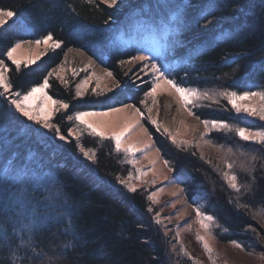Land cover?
<instances>
[{"label":"trees","instance_id":"trees-1","mask_svg":"<svg viewBox=\"0 0 264 264\" xmlns=\"http://www.w3.org/2000/svg\"><path fill=\"white\" fill-rule=\"evenodd\" d=\"M0 8L16 12L0 29V59L9 66L12 91L26 94L47 78L49 95L69 104L53 120L65 135L69 116L78 111L125 105L141 110L140 101L151 84L130 83L125 74L129 64L121 66V62L139 53L135 47L125 49L119 39L141 42L146 33L156 38L165 24L174 31L173 40L165 39L160 53L150 52L170 79L199 91L242 94L264 87V0H121L116 8L86 0H0ZM48 34L61 47L49 49L39 62L21 65L17 72L5 51ZM72 48L112 72L120 89L106 97L81 99L74 86L53 78V69ZM195 113L202 121L260 128L228 111L206 108ZM143 122L162 158L169 161L175 181L191 191V204H205L206 212L228 229L223 241H236L247 250L255 245L261 237L245 234L259 230L251 211L264 205V169L258 165L253 175L254 195H243L237 203L210 166L175 147L147 120ZM215 137L222 145L245 152L252 149L225 135ZM82 144L96 150V163L86 159L76 143L58 141L53 133L22 120L0 97V264L8 259L11 264H49V257L55 264H172L168 240L148 211L152 206L148 195L141 190L127 192L117 180L129 174V168L121 165L113 143L88 137ZM33 208L41 227L29 243L19 230L21 222L33 218ZM259 232L264 239L263 230Z\"/></svg>","mask_w":264,"mask_h":264},{"label":"rangeland","instance_id":"rangeland-1","mask_svg":"<svg viewBox=\"0 0 264 264\" xmlns=\"http://www.w3.org/2000/svg\"><path fill=\"white\" fill-rule=\"evenodd\" d=\"M120 1L121 0H118V4L120 3ZM95 2L100 3L101 5H105L103 3V0H95ZM12 19L13 18H11L9 21H11ZM18 43H21V47L14 53V55L16 59L20 62V66H30L32 64H35L36 62H39V60L49 49H53L51 47V42H49L48 44H41L39 46H37L35 42H33L32 44H28L26 43V41ZM70 50L71 49L67 51L61 64L64 66L63 70H61V65H59L55 69H53L51 76L53 78H56L63 85L74 86L75 94L77 92L78 86L83 85L84 81L87 79L88 84L83 89L84 95H76L77 98L83 99L88 96L102 98L120 89V87L116 86V82L114 81L113 76L109 77V71L104 68L102 73L103 75H97L89 69H73L69 65V61L67 60V56ZM137 56H146V54L142 50ZM9 62L12 63L11 61ZM153 62V60H138L130 64L129 69L127 71V77L130 79V83H136L139 81L147 80V83L149 82L151 84L153 74L151 72L150 64ZM145 64L149 65L147 72H139V75L136 77L135 80L131 79V77L135 76L137 71ZM57 76L62 77V79H58ZM48 88L45 89V91L49 95ZM109 89H111V91H109ZM256 91H264V87ZM97 92H100L102 94L96 95ZM170 92L172 94H169ZM199 92L201 94L207 93L208 96L211 98H202L198 101H195L194 105H189L188 107L191 109L194 115H189L188 110L182 108L181 103L179 102V99L174 91L166 87H162L160 90H158L156 94V99L159 101L158 105L152 106V98H148V104L152 107L151 113H148L145 105L141 103V111L145 113L144 117H137L135 115L134 109H127L124 112L114 114L108 117L88 118V122L93 123L94 125H101L102 130L105 131L108 136H110L113 131L119 132L124 128H128L129 132L132 133V139L128 140L127 143L138 144L139 150L135 153L137 163L135 165L127 163L125 154L123 152H115L117 155H119L121 159V165H123V167L125 168L126 166L129 168L128 173H131L134 177L131 183L135 184L137 190H141L142 192L146 193L148 197L153 193L156 194L155 203L153 202V200L149 199L152 205L151 208L153 209L151 213L153 214V217H155L157 214L160 217L161 223L157 225L161 228L164 236L168 240V249L172 264H193V261H195L196 264H212V261L209 259L208 253L205 252L202 243L198 241L197 234H199L200 236H204L205 239L208 241L210 247L213 250V256L216 259V264H264V239L262 237V234H260L259 232V230L261 231V233L262 230L264 232V216L260 215L261 209L258 208L257 210L251 211L255 222L258 224L259 230L256 229L255 232H253L252 230H248V233H246L245 235H248L250 237L254 235V238H258V236H260L261 238H258L260 240L257 241L255 245H253L254 243L251 244L250 246L252 247L249 248V250L245 249L243 245L242 247L238 248L232 242L223 241L222 237L226 233V231H223L224 228H222L221 226H216V224H218L217 220L216 224L211 225L210 231L212 234L210 235L208 231L201 227L199 223V218L196 215V208L198 206H201L202 211L208 214L206 212L205 204H191L188 199V196L192 194L191 191L187 188L182 187L175 181L173 170L169 171L170 164L165 165V160L162 158L160 152L157 151L152 137L150 136L147 128L144 126L143 121L147 120L150 125H152L156 130H158L156 125L152 124L150 119H148V117L150 116L151 119L157 120V122L161 125L158 131L165 137H167L170 141L171 136L169 135V133H171L172 136H176L177 140L179 141H187L188 143L181 147H178L175 144L173 145L178 149L185 150L186 152H188V154H191L192 156L199 157L200 160L210 166L211 169L214 170V172L218 174L225 183L226 181L221 176V171H227V168L225 167V158L236 163L237 167L234 169V171L237 173L240 182H244L248 178L251 180L253 175L256 173L258 167L261 166L262 163H264V161L260 158L261 153H254L257 155L258 158L255 162L254 170L252 171L251 175H248L247 173L241 172L239 166L240 164L245 163L247 160H250V157L240 156V152L243 151L241 147L238 148V150L233 146L230 147L227 145H222L221 143L217 142L215 136L225 135L226 137L235 139L241 145L250 144L252 149H256L259 146L241 140L240 137L235 134V132H224L219 131L215 128L211 129L210 131L206 130L204 124L202 123V120H200L196 116L195 112L197 110L206 108L218 111H228L238 117H243L245 119L254 121L255 124L260 127L257 130H261L262 128H264V121H261L258 116H249L245 112L237 113L232 104H230L224 96L220 95V93L224 91L203 90ZM42 96L43 93H36V98L33 103V106L39 103L40 98ZM4 99L6 98L4 97ZM168 102L174 105L172 108L173 111L168 110L165 112L164 110ZM241 103L243 104V106L259 107L261 101L258 98H255L252 100L242 101ZM9 106L12 111H14L22 120L28 121L30 124L36 126L40 130L52 133L48 129H44L40 125L35 124L33 121H29L26 117L16 112L15 108L10 104ZM56 107L58 106L52 105L49 102V108L53 109L52 115L50 117V122L53 124H55L53 122L55 117L65 110L60 109L59 111H55L54 109ZM124 107L125 106L119 108ZM227 107H229L230 109ZM110 111L111 110H107L103 112ZM110 121L117 122L119 126L115 129L103 127L104 122ZM168 122L171 123L170 126ZM67 125L68 130L66 131V135L63 134L67 137V139L62 142L66 144L70 142L77 143L76 136L79 135V133L74 131L76 122L74 120L68 119ZM233 127L235 128L236 126ZM165 128L168 129L167 133L164 131ZM145 130L147 131L145 132ZM69 133L72 134L69 135ZM201 136H203V139H200ZM88 137L92 136H89L87 133H84L80 137L81 143L84 139ZM57 140L61 141L58 137ZM205 141H210V143H205ZM111 142L114 145V142ZM229 148L232 149L231 153L228 152ZM145 151H147V155H144ZM207 161H212V163H208ZM137 169L147 171L148 175L142 178L139 177ZM240 174H242V176H240ZM127 175L123 178L126 179ZM243 176L246 178L243 179ZM120 185L124 190L127 191V189H125L122 184ZM198 186L200 187L201 185ZM230 190L233 192L232 189ZM234 196L236 197V193H234ZM177 231L179 232L178 236ZM257 246L261 248H258L257 250ZM185 251L188 253L187 256L184 254Z\"/></svg>","mask_w":264,"mask_h":264},{"label":"snow or ice","instance_id":"snow-or-ice-1","mask_svg":"<svg viewBox=\"0 0 264 264\" xmlns=\"http://www.w3.org/2000/svg\"><path fill=\"white\" fill-rule=\"evenodd\" d=\"M86 3L88 4H94L95 0H86ZM103 3L107 5L109 8H116L118 5V0H103ZM16 16V12L14 10H8L0 8V28H2L5 24L8 23V21ZM211 23V21H209ZM51 42V47L53 49H57L61 47V42L53 40V36L51 34H48L43 39H39L35 41V44L37 46L41 44H48ZM28 44H32L33 41H26ZM21 47V43H16L14 47H10L5 51V55L9 61L12 62V64L15 65V70L17 72L20 71V62L16 59L14 53ZM158 59V57H154L151 53L147 56H136L132 60L129 61H122L121 66H123L125 63L132 64L135 61L138 60H154ZM64 66L61 65V70H63ZM149 68L148 64L143 65L136 73L135 76L131 77V79L135 80L136 77L139 75V72H147ZM151 72L153 74L150 90L145 92L144 99L140 101V103L144 104L147 112L151 113L152 107L148 104V98H152V106H156L159 104V101L156 99V94L158 90H160L162 87H166L168 89H171L175 92L177 95L179 102L181 103L182 108L188 110L189 115H194V113L191 111V109L188 107L189 105H194L195 101H198L200 99H210L211 97L208 96L207 93L201 94L197 89L194 88H188L183 87L180 84H178L174 79H170L169 75L166 74V71L162 69L161 66H158L156 63L150 64ZM86 70V69H85ZM264 71V67L261 69ZM10 71L8 64L5 62L4 59H0V97H5L9 104L13 106L16 110V112L20 113L22 116L26 117L29 121H33L35 124L40 125L44 129H48L50 132L53 133L54 137H58L61 141H65L67 137L63 134H61V129L58 124H53L50 122V117L52 115L53 109L49 108V102L52 105H57L54 110L59 111L60 109H68L69 104L64 103L59 100H53L51 96L47 94L45 89L49 87V81L48 79H44L43 83L40 84L37 87L31 88L30 91H28L26 94H22L20 91H12L13 84L9 79V76L7 73ZM75 74V73H74ZM127 74V73H125ZM51 75V74H49ZM95 75V74H93ZM113 75L112 72H108V76L111 77ZM58 79H62V77L57 76ZM99 79V78H97ZM88 80L86 79L84 81L83 85L78 86L76 95L77 96H83L84 91L83 89L87 86ZM117 87H120V83L117 82ZM111 91V89H109ZM41 92L43 93V96L40 98V101L38 104L33 106V103L36 98V93ZM102 93L97 92L96 95H101ZM169 94H172L171 92ZM220 95L224 96L227 101L232 104V106L235 108V111L237 113L245 112L249 116H258L261 121H264V91H244L242 94H238L235 91H224L220 93ZM15 97V98H13ZM258 98L261 101V104L259 107H253V106H243L241 103L245 100H252ZM127 109H134L135 115L137 117H144L145 113L142 112L139 108H136L135 105H125L124 108H113L110 112H96V111H78L73 116H69L70 120H74L76 122L74 131L78 132L79 135L76 136V146L79 148L80 152L84 155V157L93 163L97 162V156H96V150L94 148L87 149L84 147V145L81 143L80 137L87 133L89 136L92 137H99L102 141L104 139H109L114 142L115 145V151L117 153L123 152L125 154V158L127 163L135 165L137 163V160L135 158V153L139 150L138 144L132 143L128 144V140L132 139V133L129 132L128 128H124L123 130L117 132L113 131L110 136L106 134L105 131L102 130L101 125H94L93 123L88 122V118L92 117H108L114 114H119L121 112L126 111ZM148 119H150L151 123L156 125L157 129L161 127V125L157 122L155 119H151L149 116ZM202 123L205 126L206 130H211L213 128L224 131V132H235L236 135L240 137L241 140L250 142L253 145L259 146L256 149H251L247 152L241 151L240 156H248L250 157V160H247L245 163L240 164V170L241 172L247 173L248 175H251L252 171L255 167V162L257 161V155L254 154L255 152L261 153V159L264 160V128L261 130L256 131H250L247 128L243 127H233L227 123L218 122V121H210V120H203ZM83 125V126H82ZM118 123L115 121L110 122H104L103 127H108L115 129L118 127ZM130 127V126H129ZM147 130H145L146 132ZM164 131L167 133L168 129H164ZM72 133H69L71 135ZM171 136V142L178 147H181L183 145H186L187 141H179L177 140L176 136H172L171 133H169ZM200 139H203V136L200 137ZM205 143H210V141H205ZM159 151V149H157ZM228 152L231 153L232 149L229 148ZM144 155H147V151L144 152ZM208 163H212V161H207ZM165 165L169 164L168 160L164 161ZM250 165V166H249ZM225 167L227 168V171H221V176L226 181L228 187L233 190L234 193H236V201L239 202V199L243 195H247L249 193H252L254 195V184H255V177L253 176L251 181H244L240 182L239 177L237 173L234 171V169L237 167L236 163L234 161H231L227 158H225ZM261 168L264 169V163L261 164ZM154 170V169H153ZM171 167H169V171H171ZM139 177H144L148 175V172L142 169H137ZM134 177L131 173L127 175V178L123 177H117V180L120 184L124 186L125 189H127L130 193H136L137 187L134 183H131L133 181ZM154 183V181H153ZM155 193L150 195L148 198L150 200H153L155 203ZM233 197H229V203H232ZM174 206V205H173ZM244 207H248L247 204L243 205ZM153 209L151 207L148 208V211L151 212ZM33 218L30 219L27 223L21 222V229L20 232L26 234L29 237V243L32 241V238L34 236V233L40 229L41 225L37 223V220L35 217L38 215L36 212V209L33 208ZM196 215L199 218V223L202 228H204L206 231L209 232L211 235V225L216 224V218L213 215H208L204 211H202V207L198 206L196 208ZM260 215L264 216V205L261 206V213ZM157 224L161 223L160 217L157 214L154 217ZM217 227H220L219 224H216ZM14 232L18 231L17 229H13ZM223 231H228L227 228H224ZM253 232L256 231V229H252ZM179 235V232L177 231V236ZM22 242L23 236L21 237ZM197 239L202 243V246L206 253H208L209 259L212 261V264H216V259L213 256V250L210 247L208 241L205 239L204 236H200L197 234ZM233 244H235L236 247L240 248L242 245L237 243L236 241H232ZM65 247H68V245H65ZM184 254L187 256L188 253L185 251ZM55 255V254H54ZM59 255H62L59 254ZM49 264H55L52 257H49ZM193 264H196L195 261H193Z\"/></svg>","mask_w":264,"mask_h":264},{"label":"bare ground","instance_id":"bare-ground-1","mask_svg":"<svg viewBox=\"0 0 264 264\" xmlns=\"http://www.w3.org/2000/svg\"><path fill=\"white\" fill-rule=\"evenodd\" d=\"M165 26L166 27L158 28V30L156 32V38H151V34L147 33V34L144 35L143 40L141 42H132V41H130L128 39H119V44L121 46H123L125 49L126 48H130V47H135V49H136V51L138 53H140L142 50L144 51L145 44L149 43L150 41L156 42V43L161 44V45H164L166 43V40H168V39L169 40H173L172 36H173V33H174V31H172L171 27H167L166 24H165ZM67 60L69 61V65L73 69H89V70L93 71V73H95L97 75H103L102 73H103L104 69L94 59H92L87 54H85L84 52H82V51H80L78 49H73L72 48L70 50L68 56H67ZM173 106H174L173 104L168 102V104L165 107L164 111L165 112L168 111V110H172L173 111V109H172ZM168 124L170 126L171 123L168 122ZM156 149H158V148L156 147ZM11 262L12 261H10V259H8L6 263L7 264H11Z\"/></svg>","mask_w":264,"mask_h":264}]
</instances>
